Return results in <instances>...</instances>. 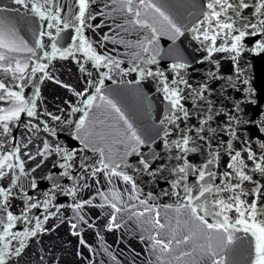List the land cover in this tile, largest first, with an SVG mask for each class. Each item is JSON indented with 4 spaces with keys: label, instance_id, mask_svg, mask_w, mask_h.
<instances>
[{
    "label": "snow or ice",
    "instance_id": "obj_1",
    "mask_svg": "<svg viewBox=\"0 0 264 264\" xmlns=\"http://www.w3.org/2000/svg\"><path fill=\"white\" fill-rule=\"evenodd\" d=\"M193 7L198 14L182 28L152 0H0V264H32L24 259L30 240L59 224L67 223L73 236L86 228L99 236L98 221L107 231L135 235L148 254L141 260L133 249L118 259L107 247L94 249L81 238L80 245L93 255L77 254L88 264H103L97 251L112 264H161L173 244L182 243L164 232L155 204L172 196L178 211L188 209L200 226L224 241L219 250L211 244L201 249L200 264H226L221 253L233 242L237 226L251 234L248 264H264V113L259 119L245 115L250 87L243 88L244 100L233 95L248 84L247 55L264 53V0H194ZM20 20L25 21L23 35ZM162 32L174 40L186 36L193 52L202 55L192 61L172 57L166 68L157 66L159 53L152 45ZM224 57L232 74L222 72ZM56 58L74 60L86 76L81 91L62 85L79 99L53 112L37 98L45 78L62 83L50 72ZM193 63L206 64L207 71L190 82ZM113 73L120 81L135 74L137 79L127 83L156 82L166 103L151 135L139 134L104 96L105 80ZM97 99L127 125L116 141L119 150L95 146L89 108ZM65 132L75 143L62 141ZM145 176L163 180L168 189L145 192ZM45 181L50 186L42 190ZM60 198L65 199L58 203ZM233 209L236 218L230 223L226 213ZM50 219L59 224L45 227ZM188 255L181 252L176 259ZM45 256L49 264H60L47 251L38 264H45Z\"/></svg>",
    "mask_w": 264,
    "mask_h": 264
},
{
    "label": "water",
    "instance_id": "obj_2",
    "mask_svg": "<svg viewBox=\"0 0 264 264\" xmlns=\"http://www.w3.org/2000/svg\"><path fill=\"white\" fill-rule=\"evenodd\" d=\"M152 2L161 7L182 28L185 25L190 26L191 21L199 12L198 8L193 7L194 0H152ZM189 13H192V15H189ZM156 15L158 16V14ZM148 19L151 20V15ZM24 24V20H20L18 23L21 35H23ZM157 27L159 30L163 26L157 25ZM105 30H100L97 35H101ZM25 38L27 39L28 37ZM29 42L31 43V41ZM45 42H47V38H45ZM152 47L159 53L155 58L158 62L157 66L161 68H166L170 65L173 62L172 57L183 56L192 61L202 55V53L193 52V45L189 44L186 36L178 37L174 40L170 33L165 34L162 32ZM121 51H123V48H121ZM247 60L250 65L246 76L248 84L239 86L233 95L236 98L244 100L247 93L243 91V88L250 87L253 89L251 100L245 101L244 104L245 115L259 119L260 114L264 113V53L248 54ZM126 66V63L122 65V67ZM229 66L230 61L227 57H224L222 60L223 74H232L227 71ZM86 67L88 66L86 65ZM89 71H91L90 67ZM188 71L190 73V82L200 80L207 71V65L193 63L192 68ZM50 72L54 73L55 78L59 79L62 83L57 84L54 80L47 78L39 82L40 96L37 98L39 104L46 107L49 111L55 112L57 108H66L68 102L76 103L79 98L62 85L68 84L72 89L81 91L84 86L86 73L81 72L76 62L70 58L65 60L56 58L53 60L50 64ZM136 79L135 74L125 77V81H134ZM125 81H120L118 75L113 73L111 80H105L104 96L116 103L117 107L121 109L139 134L147 137L151 135L153 121L162 114L163 103L166 102L162 103V93L156 91V82L150 78L139 83H127ZM216 86L218 87V85ZM26 92L29 95L31 94L28 90ZM21 119L23 120L25 117L22 115ZM89 119L91 121L90 131L93 133L92 138L97 148H103L105 151L109 148L113 150L121 148V145L116 143V141L121 138V133L124 132L127 125L105 100L97 99L94 102L89 108ZM61 139L62 141L71 140L75 143L74 138L70 137L67 132L62 134ZM43 174L46 175V172ZM143 182L142 186H144L145 192L149 190L159 192L161 188L164 190L168 189L163 180L152 182L150 178L145 176ZM48 186H50L49 183L45 181L41 184V189L43 190ZM64 199L60 198L57 202H62ZM70 200L71 198H67L68 202ZM150 203L152 202L150 201ZM175 203L176 198L174 196L160 197V199L155 201V204L159 205L157 210L160 212L161 223L166 225L164 232L169 235V238L175 235L176 239L182 241L180 245L173 244L172 254L166 256L161 264H200L201 249H206L211 244L214 249L219 250L220 247L224 246V241L218 233L212 231L210 234V230L200 226L199 222L191 217L188 209L185 208L178 211ZM166 204H173V207L165 208L164 205ZM19 207V200H17L15 209ZM14 214H17L15 210ZM226 214L230 217L229 222L234 223L236 218L234 209ZM65 215H70V213H65ZM206 218L209 220V223L213 222L212 217ZM93 219H95V210L93 212ZM150 219L154 220L155 216L153 215ZM125 220H127V216ZM54 223L59 224L58 221L50 219L45 224V227L51 228ZM102 223V221L97 222V228L100 229L99 236H97L96 229L92 228H86L81 233V236H73L67 223L59 224L54 231L46 232L40 235L38 239L32 238L28 249H26L28 255L24 259H31L32 264H38V256L43 255L47 251L58 256L60 264H88L87 259H83L77 254L78 251L82 252L86 258H91L93 255L88 248L80 245L79 241L81 238L88 245H92L94 249H99L101 245L107 247L117 255L118 259H120V253H123L126 259L128 252L133 249L140 254L141 260L148 254L143 243L135 235H128L116 229L107 231L102 228ZM128 223L135 227V221H128ZM19 227V225L16 226V228ZM145 227H150V225L146 224ZM190 233H195V235L189 241L184 242L183 236ZM233 234V242L227 245L221 255L226 257V264H248L250 259L249 253L251 252V234L245 235L242 226H237L233 230ZM181 252H187L189 255L181 256L177 260L176 257L180 256ZM95 257L97 260L103 261V264H112L100 251L95 253ZM45 264H49L47 256H45Z\"/></svg>",
    "mask_w": 264,
    "mask_h": 264
}]
</instances>
